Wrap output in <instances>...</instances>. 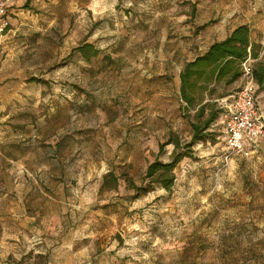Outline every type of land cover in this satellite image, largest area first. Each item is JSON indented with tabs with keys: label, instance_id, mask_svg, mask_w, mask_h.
Here are the masks:
<instances>
[{
	"label": "rangeland",
	"instance_id": "obj_1",
	"mask_svg": "<svg viewBox=\"0 0 264 264\" xmlns=\"http://www.w3.org/2000/svg\"><path fill=\"white\" fill-rule=\"evenodd\" d=\"M249 2L263 4L25 0L17 7L10 29L0 37V145L12 150L18 141L21 147L14 149L21 150L30 139L35 143L36 168L17 174L24 189L28 184L34 187L24 198L30 207L25 215L15 203L21 189L0 184V260L194 264L198 254L193 237L205 233L209 240L201 245L206 252L200 262L264 264V141L249 157L233 155L223 161L226 149L217 117L209 128L211 139L194 144L190 156L177 164L171 193L154 184V190L133 198L123 177L142 184L150 162L171 159L173 144L159 150L171 135L182 144L190 141V120L182 109L185 102L177 94L174 72L166 75L168 82L152 81L149 74L165 63L181 69L190 53L207 47L206 34L231 27L233 12ZM86 42L109 54L115 61L111 67L119 73L94 82L90 74L79 73L84 65L74 49ZM260 45L264 51V43ZM102 54L90 62L91 68H101ZM81 79L92 91L84 96L95 94L104 110L79 115L87 101L79 99ZM237 83L222 81L203 95L211 94L213 102ZM259 94L264 111V84ZM77 130L92 134L71 145L60 155V166L52 167L53 157L40 143L53 147ZM44 156L49 162H42ZM111 167L117 168L119 182L114 191H103L100 182ZM3 179L16 178L8 174ZM234 224L239 225L238 251L218 257L214 241Z\"/></svg>",
	"mask_w": 264,
	"mask_h": 264
},
{
	"label": "trees",
	"instance_id": "obj_2",
	"mask_svg": "<svg viewBox=\"0 0 264 264\" xmlns=\"http://www.w3.org/2000/svg\"><path fill=\"white\" fill-rule=\"evenodd\" d=\"M28 7V6H26ZM79 57L87 63L97 59L102 52L93 43H83L76 47ZM262 47L251 40V30L247 24L236 27L225 39L212 43L208 49L193 60L187 61L180 73V100L185 102L186 116L190 120L192 136L189 142L182 144L180 138L171 135L168 140L159 147L160 152L164 147L173 144L169 161L155 159L150 162L145 170L142 181L137 185L131 178L123 174L129 189L134 192L133 198L148 194L158 184L162 189L170 192L175 185V169L180 160L190 156V149L197 142H206L211 139L209 128L218 117L220 121L223 112L221 99L228 97L232 90L218 99L210 102V95L203 92L211 91L215 84L225 82L233 84L242 76L241 64L250 56L253 62V76L258 88L264 84V60L260 59ZM263 57V56H262ZM104 60L101 68L111 67L115 61L109 54H103ZM30 81L45 83L44 80L31 78ZM78 88V86H76ZM200 95V96H198ZM216 101V102H215ZM191 110L195 112L190 113ZM206 114V116H205ZM183 148V149H182ZM124 179V178H123ZM119 178L114 171H109L103 177V185L107 189H116Z\"/></svg>",
	"mask_w": 264,
	"mask_h": 264
},
{
	"label": "crops",
	"instance_id": "obj_3",
	"mask_svg": "<svg viewBox=\"0 0 264 264\" xmlns=\"http://www.w3.org/2000/svg\"><path fill=\"white\" fill-rule=\"evenodd\" d=\"M24 1L25 0H10L9 9H8L10 17L13 13H15L17 10H19L17 7H19L22 4V2H24ZM253 4L254 3L249 2L248 4H246L244 9H242V10L240 9L237 12H233V16H234L233 21L235 22V24L231 25V27H229V28H223V27L218 28L214 34L209 35V36L205 32V34H206L205 41L207 43V47L204 49L199 48L198 51H196L194 54L190 53L189 59H186L185 61H183L181 69L176 67L175 63H172L171 65H169L170 63H165V64H161L160 70L156 69L155 72H151L149 74V77H151V79H153L152 81H157L158 79L159 80L164 79V81L166 82L167 78H168V77H166V75L168 76V74H172V72H174V75L176 76V80L175 79H173V80L176 81L177 94L179 96L180 73H181L185 63L187 61L193 60L197 55L203 54L212 43L225 39L239 25L247 24L251 30V40L255 43L263 44L264 43V0H263V4L255 5V6ZM205 29H208V28L206 27ZM205 31H207V30H205ZM166 39L169 40L171 38H166ZM261 54L264 55V51H262ZM99 57L100 56H98V58ZM101 58H103V54H102ZM80 60H82L81 63L84 65V69H80L79 73H82L81 72V70H82L83 72L87 73V75L90 74L93 82L100 76L112 75L114 73H119V70H115V67H107V68H99V69L96 68L95 69V68H91V64L87 63L82 58H80ZM163 66H164V68H162ZM85 82L86 81L83 79H81L79 81V99L82 96L87 99L86 104L83 105L82 109H79V115L90 114L94 110H104L103 105L99 104L100 102L98 100V97L95 94L91 95L89 97L84 96V94L92 93L90 88H88V85L87 86L85 85ZM95 87H96V89L97 88L99 89L97 84H95ZM98 89H97V91H98ZM86 92H89V93H86ZM258 92H259V90H258ZM26 131H28V130H26ZM29 132L30 133L32 132L31 135H32V138L34 140L35 136H33V130L31 128H30ZM76 133H77L76 135L67 134L64 137L60 138L59 140H57L58 142L54 143L55 145L53 147L51 146L50 143H48V144L42 143V142L40 143L41 145L42 144L46 145L45 147L48 148L50 156L53 157L51 159L52 167H54L56 164H58V165L60 164L59 163L60 162V155L64 154V151L65 150L67 151L71 145H78L79 139H83L86 136H90V134H92V132H90L89 130H88L89 134H87L86 130H84V131L77 130ZM189 135H190V139H191L192 129H191L190 125H189ZM29 141H30V139L28 140V144H22L21 150L14 149V148H20L21 147V144H18V141H17V143H15L13 145L14 148H12V150H7V149H5V147L0 145V184L7 185V186L10 185L14 189H17V190L21 189V191L17 192V195H16L17 200L15 199V203L17 204L18 207H21L20 209H18V211L22 210L24 215L26 214L27 210H30V207L26 205V202H28V201L24 200V198L26 195H29V193L34 190V187L31 186V184H28L25 187V189H26L29 186L28 191L25 192L24 191L25 190L24 185L21 186V184L17 183L18 182L17 174L21 170H24L29 174L35 172L36 158L34 156L35 152L32 151V148L35 147L34 146L35 143L30 144ZM45 153L46 152H44V154ZM42 162H44V163L49 162V161H47V156L43 157ZM4 163H6V166L3 165ZM41 166H42V164H41ZM116 169H117L116 167H114V168L111 167L110 169H108V171L105 174H107L109 171L112 170V171H114V173L118 177V174L115 171ZM8 174L10 175V179H12L14 176L16 179L13 182L11 180L6 181L5 179H3V176H7ZM100 189H102L103 191H114V189L108 190L103 185V178H102V181L100 182ZM173 189H174V187H173ZM168 193H171V192H168ZM238 226L239 225L235 226V224H234V227L229 228V230H227L225 232H222L220 234V236H217V238L215 239V241H214V244L216 247L215 251L218 252V255H217L218 257L221 256L222 258H224V255H223L224 252L228 255H231L233 252L238 251V246L240 245V241H239L240 236H238L239 232L237 231ZM235 230H236V233L234 232ZM203 234L202 235L195 234V236L193 237L194 241H196V248H197L196 251L198 254L197 255L198 258H196L194 264H205L204 262H200V258H202V256L206 252V250L201 248V245H202L204 240L208 239V237L205 236V233H203ZM201 239H203V240H201ZM207 263H209V262H207ZM0 264H9V263L4 262L3 260H0Z\"/></svg>",
	"mask_w": 264,
	"mask_h": 264
},
{
	"label": "built area",
	"instance_id": "obj_4",
	"mask_svg": "<svg viewBox=\"0 0 264 264\" xmlns=\"http://www.w3.org/2000/svg\"><path fill=\"white\" fill-rule=\"evenodd\" d=\"M10 0H0V37L11 27ZM254 60L249 56L242 64V76L228 97L221 99L223 112L220 117L221 141L226 154L249 157L264 141V111L259 88L253 76Z\"/></svg>",
	"mask_w": 264,
	"mask_h": 264
}]
</instances>
